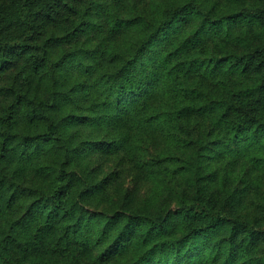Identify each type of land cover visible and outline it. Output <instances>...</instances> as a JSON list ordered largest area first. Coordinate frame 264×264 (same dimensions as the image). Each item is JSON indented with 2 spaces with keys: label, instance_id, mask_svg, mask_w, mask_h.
<instances>
[{
  "label": "trees",
  "instance_id": "16d2710c",
  "mask_svg": "<svg viewBox=\"0 0 264 264\" xmlns=\"http://www.w3.org/2000/svg\"><path fill=\"white\" fill-rule=\"evenodd\" d=\"M262 171L264 0H0V264H264Z\"/></svg>",
  "mask_w": 264,
  "mask_h": 264
},
{
  "label": "rangeland",
  "instance_id": "374dc122",
  "mask_svg": "<svg viewBox=\"0 0 264 264\" xmlns=\"http://www.w3.org/2000/svg\"><path fill=\"white\" fill-rule=\"evenodd\" d=\"M153 3L154 2H148L146 4L145 8L149 7ZM215 42L216 41H209V42H207V45L212 47V45H214ZM249 42L254 44L256 41L253 39V40H251ZM239 45L240 46L227 45L224 51H230V52H234V53L240 54L246 49V47L243 46V44H239ZM218 48H219V45L217 47H215L214 50H217ZM202 81L204 82V84H201V80L198 83H195V84L200 85L201 88L206 89V91L207 90H212L211 88L214 87V83H213L212 79H210V82L209 81L207 82L206 80H202ZM20 83L24 84V81L21 78H20ZM21 84H18V85H21ZM175 141L176 140H173L172 142H175ZM257 174H258L259 177H261V182L262 183L260 182V187L257 188V197H255V201H256L255 204L260 203L261 205H258L257 208H256V211L254 209L253 212L251 211V213L252 214L255 213L253 219H255L257 221L255 223L256 227L259 228V230L262 231V230H264V194H261V193H264V171L258 172ZM253 207H254V205H253ZM251 209H252V207H251ZM256 248H258V251L260 253H264V236L259 238Z\"/></svg>",
  "mask_w": 264,
  "mask_h": 264
}]
</instances>
